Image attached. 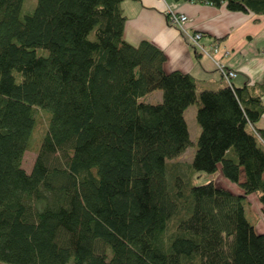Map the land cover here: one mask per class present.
<instances>
[{"label":"trees","instance_id":"trees-1","mask_svg":"<svg viewBox=\"0 0 264 264\" xmlns=\"http://www.w3.org/2000/svg\"><path fill=\"white\" fill-rule=\"evenodd\" d=\"M24 1L0 0V264H264L246 216L250 195L264 210V84L197 93L155 44L125 41L123 0ZM188 1L264 15V0ZM195 103L192 161L167 167L191 144Z\"/></svg>","mask_w":264,"mask_h":264},{"label":"crops","instance_id":"crops-1","mask_svg":"<svg viewBox=\"0 0 264 264\" xmlns=\"http://www.w3.org/2000/svg\"><path fill=\"white\" fill-rule=\"evenodd\" d=\"M121 8L126 16L125 41L132 45L142 40L155 44L166 56L164 71L190 73L197 93L225 85L213 59L237 72L232 79L236 87L264 84V15L232 11L224 3L188 0H123ZM169 8L187 16L183 30L169 22ZM197 32L201 33L199 44L209 55L189 40L188 35ZM213 46L218 48L216 53ZM262 102L264 105V96ZM256 127L264 129V112Z\"/></svg>","mask_w":264,"mask_h":264},{"label":"rangeland","instance_id":"rangeland-1","mask_svg":"<svg viewBox=\"0 0 264 264\" xmlns=\"http://www.w3.org/2000/svg\"><path fill=\"white\" fill-rule=\"evenodd\" d=\"M24 2L25 3L23 4V13H31L35 7L36 0H27V2L26 1ZM32 2L33 4H31ZM26 3L30 5H26ZM142 100L151 103L158 102L161 100V91L154 90L153 92L147 94ZM197 105H198L197 103L191 105L184 113L191 144L179 156L173 159H168L167 167H171L172 166L171 164H179L181 166H186L187 164L189 165L192 161L194 152L196 150V142L199 133V127L195 119ZM36 117H37V123L31 135L29 146L28 149L25 151L22 162V167L27 172L31 170L32 165L34 163L35 155H36L35 151L37 149L39 140L46 129L48 115L44 111L39 109L37 110ZM192 178H193V184L196 186L213 181L215 184L228 188L229 190L232 191L239 190L238 186H236L234 183L224 178L222 175L219 176L218 173L212 174L206 172H193ZM246 216L248 220L250 222H253V224L256 226L257 231L264 230V210H262V207L259 204L258 199L255 195H250L248 197ZM2 264H8V263H2Z\"/></svg>","mask_w":264,"mask_h":264},{"label":"built area","instance_id":"built-area-1","mask_svg":"<svg viewBox=\"0 0 264 264\" xmlns=\"http://www.w3.org/2000/svg\"><path fill=\"white\" fill-rule=\"evenodd\" d=\"M168 20L171 24L176 25L180 29H184L183 25L188 20L187 16L184 14H179L175 12L172 8H169L168 10ZM201 36V33L197 32L192 35H188L191 43L203 54L209 55V51L204 49L202 45L199 44V38ZM212 51L216 53L218 51L217 46L212 47ZM214 65L217 69V71L220 73L223 81L226 83H230L234 77H236L237 72L229 67H227L223 62H221L219 59H213Z\"/></svg>","mask_w":264,"mask_h":264}]
</instances>
